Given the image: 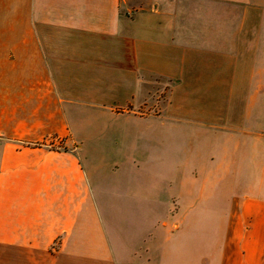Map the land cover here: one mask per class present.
Listing matches in <instances>:
<instances>
[{
  "label": "crops",
  "instance_id": "1",
  "mask_svg": "<svg viewBox=\"0 0 264 264\" xmlns=\"http://www.w3.org/2000/svg\"><path fill=\"white\" fill-rule=\"evenodd\" d=\"M158 79L187 94L175 116H219L222 136L194 131L193 157L181 146L166 175H141L155 149L113 169L124 223L111 238L109 181L80 149L105 143L96 120L142 117L124 108ZM263 97L264 0H0V264H264V151L235 167L198 151L263 122ZM48 141L67 151L22 144Z\"/></svg>",
  "mask_w": 264,
  "mask_h": 264
},
{
  "label": "rangeland",
  "instance_id": "2",
  "mask_svg": "<svg viewBox=\"0 0 264 264\" xmlns=\"http://www.w3.org/2000/svg\"><path fill=\"white\" fill-rule=\"evenodd\" d=\"M153 82H155L153 85L142 84V92L140 94L141 98L138 99L137 97V100L134 102L131 101V103L126 105L124 108L126 111H137V113H140L142 117H128L127 114H123V116L117 117L116 119L109 118L107 122H101L100 119L99 121L96 120V126H106V129H108V133L106 134L108 137H106L105 143L99 148L80 149L81 157L87 156L90 159L97 158L95 161L97 163L95 165L97 167V171H95V173L98 175L100 174V179L103 178L104 181L105 179L106 181H109V186L104 187V191L106 192L107 196H102L101 198L104 202V205L102 206V216L105 219L108 217L107 220L109 221V233L111 238L117 237L118 235L116 233L118 222L120 225H123L124 223L123 219L121 218V214H119L120 216L118 219L117 199L119 197L116 196V186H111V182L116 179V177H114L116 176V172H113V169L118 168L119 170L123 171L126 167V171L124 173H129L130 169L132 171V168H135L133 165L134 153L141 154L144 161L145 159L148 160V154L152 155L153 150L155 149L156 152H158L157 157L159 163L157 165L153 164V166L150 167L147 165L146 161L143 162L141 175H146L149 173V171H151L152 174H158V176L166 175L168 173L166 168L167 166L169 167V163L174 160L175 162H179L183 159V157L185 158V151L183 152L181 150V146H183V148L188 147L187 150L190 152L189 158L193 157L194 131L199 129L210 131L211 129L213 131L210 133L213 134L215 138L222 136L218 135L219 133H222L219 131V129H222L223 127L222 120L219 116L214 118L216 125L198 124L199 126L195 127L193 126L195 125V122L192 120L175 116L177 115L176 112H171L177 108L181 110L182 107L179 106L181 103L185 102L183 99L187 97V94L183 93L182 85L176 84L174 79L169 82L161 79ZM183 94H185V96ZM199 94L200 93L197 92V95ZM204 94L209 96V101H211V99L214 100V98L219 100V98L224 95L221 93L209 92ZM196 98H198V96ZM137 103H140L141 105L139 106ZM259 104L264 105V97L261 98ZM251 105L252 103L250 100L249 108H251ZM189 107H196V103H190ZM257 107L261 109V113L264 116V106L257 105ZM169 108L170 111H168ZM166 110L168 111V114L167 112L165 113ZM201 111H203V113L206 115L210 113L208 108L201 109ZM170 113L173 114V116H171ZM153 114H158V116H152L150 118L146 116ZM88 123L89 121H86L87 125ZM165 123L166 125L163 126ZM246 123L247 126L245 127L244 125ZM188 125L192 126V129H189L190 131L187 127H182ZM244 125L241 130H236L235 127H232L231 129L226 127L223 132L224 134H230L229 139L211 142L212 147L203 145L202 149L198 150L200 153L203 151L202 154H204V156H202L204 158L201 162H204L206 157H209V154L212 153L216 155V153H218L222 155L221 162L224 166L235 167L237 166L235 165V162L237 161L236 157L239 152H263L264 120L261 122L260 120H257L256 117H254L252 120L247 119ZM137 126H140V129ZM136 127L137 130H139L138 133L140 134L136 133L134 135L133 128ZM260 131H262V135ZM96 135L98 134L96 133ZM239 135L240 137L245 136L248 139L247 146L244 148L243 144L238 141ZM201 137L202 134L199 135V138ZM204 141L206 142V140ZM202 142L203 139H199L198 144ZM181 143L184 145H181ZM22 144L27 146H44L45 149L52 151H67L63 145L54 143L52 141L41 143L22 142ZM161 146L163 148H161ZM207 148L210 152H208ZM72 151H76V149H72ZM114 163H116V165H114ZM166 163L168 164L166 165ZM130 174L132 175L133 173ZM112 192L114 193L113 195L111 194ZM134 222V215H132V217L126 221V223L129 224H133Z\"/></svg>",
  "mask_w": 264,
  "mask_h": 264
}]
</instances>
